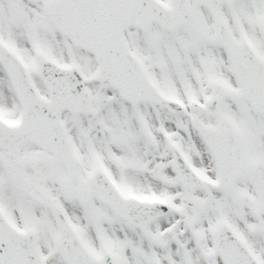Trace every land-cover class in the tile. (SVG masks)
I'll use <instances>...</instances> for the list:
<instances>
[{
    "label": "snow or ice",
    "instance_id": "obj_1",
    "mask_svg": "<svg viewBox=\"0 0 264 264\" xmlns=\"http://www.w3.org/2000/svg\"><path fill=\"white\" fill-rule=\"evenodd\" d=\"M0 264H264V0H0Z\"/></svg>",
    "mask_w": 264,
    "mask_h": 264
}]
</instances>
